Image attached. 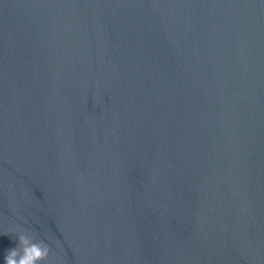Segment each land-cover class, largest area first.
<instances>
[{"label":"water","instance_id":"95a60500","mask_svg":"<svg viewBox=\"0 0 264 264\" xmlns=\"http://www.w3.org/2000/svg\"><path fill=\"white\" fill-rule=\"evenodd\" d=\"M20 227L48 264H264V0H0V264Z\"/></svg>","mask_w":264,"mask_h":264},{"label":"clouds","instance_id":"9594fccd","mask_svg":"<svg viewBox=\"0 0 264 264\" xmlns=\"http://www.w3.org/2000/svg\"><path fill=\"white\" fill-rule=\"evenodd\" d=\"M15 234L18 244L6 251L5 264H48L51 249L47 243L35 239L22 227L18 228Z\"/></svg>","mask_w":264,"mask_h":264}]
</instances>
